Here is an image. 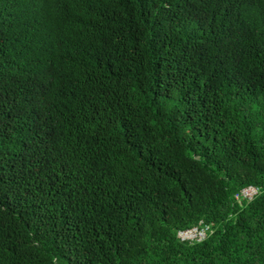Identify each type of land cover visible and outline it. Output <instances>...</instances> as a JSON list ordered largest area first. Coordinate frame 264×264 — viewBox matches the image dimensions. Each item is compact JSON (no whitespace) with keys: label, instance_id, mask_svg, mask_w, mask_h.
<instances>
[{"label":"trees","instance_id":"trees-1","mask_svg":"<svg viewBox=\"0 0 264 264\" xmlns=\"http://www.w3.org/2000/svg\"><path fill=\"white\" fill-rule=\"evenodd\" d=\"M0 264H264V0H0Z\"/></svg>","mask_w":264,"mask_h":264},{"label":"built area","instance_id":"built-area-1","mask_svg":"<svg viewBox=\"0 0 264 264\" xmlns=\"http://www.w3.org/2000/svg\"><path fill=\"white\" fill-rule=\"evenodd\" d=\"M253 190L254 194L256 195L257 191L256 189L249 187V188H245L241 191L240 195L236 196L235 198L237 200H239V198H246V199H252L254 196H249V192L248 190ZM210 227L208 225L203 224L202 222H199V224L197 226H194L190 229L187 230H182L179 231L177 234V237L181 240V241H189V242H200L202 240H204L207 236V233L209 231Z\"/></svg>","mask_w":264,"mask_h":264},{"label":"rangeland","instance_id":"rangeland-1","mask_svg":"<svg viewBox=\"0 0 264 264\" xmlns=\"http://www.w3.org/2000/svg\"><path fill=\"white\" fill-rule=\"evenodd\" d=\"M248 192H249V196H251V195L254 196V195H255V194L253 193V192H254L253 190H250V189H249Z\"/></svg>","mask_w":264,"mask_h":264}]
</instances>
